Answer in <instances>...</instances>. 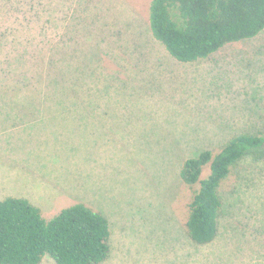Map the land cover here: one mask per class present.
Returning a JSON list of instances; mask_svg holds the SVG:
<instances>
[{
  "label": "rangeland",
  "instance_id": "1",
  "mask_svg": "<svg viewBox=\"0 0 264 264\" xmlns=\"http://www.w3.org/2000/svg\"><path fill=\"white\" fill-rule=\"evenodd\" d=\"M76 2L56 48L75 53L61 95L37 99L38 124L0 141V200L25 198L45 219L76 203L101 213L110 235L98 264H264L260 246L243 245L264 231V159L246 156L222 181L225 211L208 244L188 236L199 184L179 176L203 150L214 155L236 134H264V29L181 63L151 35V0ZM208 174L206 165L200 178ZM40 264L55 263L45 256Z\"/></svg>",
  "mask_w": 264,
  "mask_h": 264
},
{
  "label": "trees",
  "instance_id": "2",
  "mask_svg": "<svg viewBox=\"0 0 264 264\" xmlns=\"http://www.w3.org/2000/svg\"><path fill=\"white\" fill-rule=\"evenodd\" d=\"M76 3L72 0L66 9H52L50 0H0V21L7 23L0 31V141H9L20 129L38 124L36 112L42 102L37 99L61 95L63 65L71 66L75 53L56 48L62 41L65 12ZM18 14L26 18L22 31ZM148 27L171 58L189 63L263 31L264 0H151ZM51 29L58 31L54 37L48 35ZM41 37L47 38L44 44L37 42ZM250 154L264 159V134H236L216 154L203 150L183 162L181 180L187 185L199 184L188 204L186 220L194 243L208 244L219 233L225 211L220 185ZM206 165L209 174L201 179ZM109 235L105 216L82 203L45 219L25 198L0 200V264H40L45 256L55 264H98L108 255ZM260 236L243 245L254 252L264 250V231Z\"/></svg>",
  "mask_w": 264,
  "mask_h": 264
}]
</instances>
